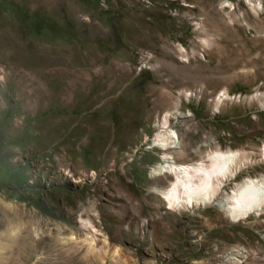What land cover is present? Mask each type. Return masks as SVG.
<instances>
[{
    "label": "rangeland",
    "instance_id": "obj_1",
    "mask_svg": "<svg viewBox=\"0 0 264 264\" xmlns=\"http://www.w3.org/2000/svg\"><path fill=\"white\" fill-rule=\"evenodd\" d=\"M170 98L186 154L260 161L264 0H0V264H264V215L151 193L170 182L149 178Z\"/></svg>",
    "mask_w": 264,
    "mask_h": 264
},
{
    "label": "bare ground",
    "instance_id": "obj_2",
    "mask_svg": "<svg viewBox=\"0 0 264 264\" xmlns=\"http://www.w3.org/2000/svg\"><path fill=\"white\" fill-rule=\"evenodd\" d=\"M184 6L190 8V5ZM249 6L256 12L257 18H254L258 21L263 14L261 3L250 2ZM180 52L184 53V50L180 48ZM183 95L186 99L191 96L188 92ZM160 97L161 100L164 99L162 94ZM170 101L171 111L165 112L155 125L157 132L150 149L158 153V162L149 173V178L168 177L170 182L163 187H150L151 193L161 198L169 213L208 207L222 213L228 224H242L248 219L255 220L264 215V175L236 180L241 172L260 163L264 164V148L260 151V161L252 160L250 154L243 151H222L217 147L186 154L177 134L171 130V120L182 118L177 112L179 101L171 98ZM191 155L196 160L189 159L181 163L175 161ZM81 224L92 235L88 242V248L92 251L93 235L98 230L89 220H81ZM146 224L143 223V226ZM119 255V249L115 248L113 256ZM236 257H242V252L238 250L222 256L229 264H236Z\"/></svg>",
    "mask_w": 264,
    "mask_h": 264
}]
</instances>
